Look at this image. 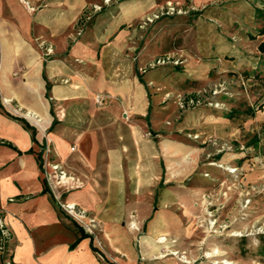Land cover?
<instances>
[{"label":"crops","instance_id":"0c3cea01","mask_svg":"<svg viewBox=\"0 0 264 264\" xmlns=\"http://www.w3.org/2000/svg\"><path fill=\"white\" fill-rule=\"evenodd\" d=\"M99 1L0 0V217L12 232L0 264H211L198 260L191 245L198 241L184 225L194 191H156L162 151L154 139L159 134L147 132L200 121L225 130L227 115L200 109L180 119L166 97L188 92L210 72L260 69L261 80L264 60L248 54L251 41L240 26L233 31L237 41L220 39L221 59L179 58L180 64L141 73L139 67L165 54L146 50V27L140 26L156 1L114 0L79 30L82 10ZM98 93L101 104L94 101ZM52 165L68 178L55 182ZM59 200L95 217L100 236L84 235ZM164 244L188 248V261L164 253Z\"/></svg>","mask_w":264,"mask_h":264},{"label":"rangeland","instance_id":"374dc122","mask_svg":"<svg viewBox=\"0 0 264 264\" xmlns=\"http://www.w3.org/2000/svg\"><path fill=\"white\" fill-rule=\"evenodd\" d=\"M155 1L154 11L168 0ZM172 1L181 7V12L163 14L145 25L146 50L185 60H218L223 58L218 54L220 39L237 41L233 31L244 26L240 33L251 41L252 48H246L248 54L264 60V51L256 48V44L264 40V35L259 34L264 28V16L255 11L264 10V0ZM225 59H229L228 56ZM253 70L251 75L247 74V69L223 75L210 72L209 80L195 81L188 92L179 91L166 97L175 103L177 94L208 90L224 82L226 91L212 96V105L205 102L184 111L177 108V114L180 119L184 112L200 109L216 118L225 114L226 122H231L223 127L225 130L200 121L187 129L147 132L150 136L159 134L154 139L162 151L163 173L156 191L160 188L194 191L191 220L183 223L190 226L192 238L198 241L191 244L192 247L197 245L198 260H209L211 264H243L240 258L248 261L246 264H264L261 257L264 255V115L260 112L264 105V88L259 76L262 70ZM249 110L253 114L246 113ZM234 114L235 122L230 121ZM172 121L167 118L166 125ZM165 143L168 147L174 145L177 152L165 150ZM135 218L134 211L130 219ZM130 223L132 228L138 229L135 222ZM144 231L140 228L141 234ZM101 233L99 225L92 236L99 237ZM166 239L170 244L176 240L167 235ZM208 239L212 240L209 244ZM170 244L163 245L164 253L175 251L178 259L188 256V248L179 249Z\"/></svg>","mask_w":264,"mask_h":264},{"label":"built area","instance_id":"2783aa9c","mask_svg":"<svg viewBox=\"0 0 264 264\" xmlns=\"http://www.w3.org/2000/svg\"><path fill=\"white\" fill-rule=\"evenodd\" d=\"M114 0H100L99 2H94L86 6L79 18V30L82 29L83 25L89 21L97 12L101 11L102 8ZM181 12V7L178 6L174 1L168 0L165 2V5L162 6L160 9L152 12L149 16H146L140 23L141 27H144L148 23L153 22L155 19L159 18V16L163 14H174ZM46 52H50V48H46ZM182 61L171 54L165 53L159 56L154 57L151 59L145 66L139 67V72L143 73L149 68H154L159 65L164 64H180ZM226 91V87L224 82H219L213 88L208 90H200L194 93L188 94H177L175 96V103L179 110L184 111L190 108L197 107L203 104H210L212 105L213 102L210 98L220 92ZM103 94L98 93L96 94L94 101L96 104H101L103 101ZM206 102V103H205ZM53 167V174L52 177L55 182L61 183L63 178H68L66 173L58 168V165H52ZM58 204L60 205L62 211L67 215L70 216L85 232L92 235L94 231L99 227L98 220L91 216L86 210L83 208L78 207L74 202H66V201H59ZM96 237V236H94ZM12 238V232L7 226L6 222L3 218L0 217V251L6 250L7 242ZM173 253V252H172ZM171 253V254H172ZM176 252L174 251L175 255ZM181 261L187 260L185 256L179 258ZM188 261V260H187ZM6 264H15L11 260H9Z\"/></svg>","mask_w":264,"mask_h":264},{"label":"trees","instance_id":"16d2710c","mask_svg":"<svg viewBox=\"0 0 264 264\" xmlns=\"http://www.w3.org/2000/svg\"><path fill=\"white\" fill-rule=\"evenodd\" d=\"M255 11H256V13H257L258 15H260V16H264V10L256 9ZM261 33H264V28L261 29ZM258 48H259L261 51H264V40H262V41L259 43ZM261 81H262V87L264 88V76H263V78L261 79ZM246 113H248V114H253L252 110H249V112H246ZM23 120H24V119H23ZM82 230H83V229H82ZM84 233H85L84 235H90V234H88L87 232H84Z\"/></svg>","mask_w":264,"mask_h":264}]
</instances>
